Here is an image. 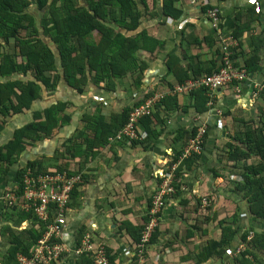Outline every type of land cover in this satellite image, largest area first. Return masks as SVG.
I'll return each mask as SVG.
<instances>
[{
  "label": "crops",
  "instance_id": "obj_1",
  "mask_svg": "<svg viewBox=\"0 0 264 264\" xmlns=\"http://www.w3.org/2000/svg\"><path fill=\"white\" fill-rule=\"evenodd\" d=\"M161 1L157 0V17L148 18L143 12L141 18L139 29H145L150 36L164 41V44L154 55L139 53L146 67L143 76L138 78L141 81L138 90L133 81L125 80L119 81L115 92L104 93L89 86L83 94H79L68 87L61 77L56 90L52 93L44 90L42 97L32 106L31 111L42 110L57 101L68 103L63 113L70 120L58 128L52 137L35 142L23 151L18 164L23 167L38 160L44 163L46 169H52L57 158L58 164L73 171L77 169L82 174H79L81 181L74 187L72 205L67 213L60 216L56 210H50L52 219L61 218L63 241L69 248V252L58 258L56 264H91L87 258L73 253L77 246V235L82 229L89 230L97 241L107 246L113 264H140L132 230L147 218L151 197L161 181L160 171L186 143L184 138L176 137L180 132L202 125L207 129L202 151L197 158L183 160L180 179L175 182L181 193H174L165 201L151 238L143 247L141 264H194L199 260V264H238L235 250L240 244L245 245L240 241L242 233L249 228H253V233L264 232V221L253 219L247 191L238 187L242 184L240 171L245 165L257 163V158L253 155L245 161L228 158L229 145L246 150L245 145L235 141L236 133H244L246 128L253 125L251 123H259L264 130V100L251 99L252 87L264 81V44L261 43L264 42V0H212V3H218L217 22L208 19L206 13L190 0L181 2L182 15L178 20L165 17L162 15ZM148 6L151 10L150 1ZM242 23H247L250 29L240 37L242 57L238 64L255 54L260 70L242 84L240 93L235 92V86L227 85L214 94L211 107L199 114L191 108L187 96H177L179 109L164 112L160 136L144 143L149 147L142 146V140H137L134 145L117 141L114 139L117 132L108 139L104 149L93 157L84 153V145L78 146V141H75V145L80 147L79 150L76 148L72 150L73 153L67 151L65 143L77 129L82 128L83 115L92 114L98 108L106 116L113 112L121 113L145 95L165 92L167 82L172 84L174 79L167 73L166 60L170 55L179 58L185 68L195 63L196 56L197 62L216 61L219 64L221 49L225 44L223 41L232 37ZM190 32L201 43L183 50L184 33ZM207 41L211 46L207 45ZM256 45L259 47L256 48ZM31 111L7 118L6 127L0 131L3 134L0 146L11 139L14 128L31 118ZM76 162H80L79 167L74 168ZM12 179L9 177L8 180ZM2 184L0 219L1 212H4L6 188ZM203 199L208 201L206 215H203L200 205ZM234 214H238V219L235 218L238 221L232 226L236 227L237 235L230 246L211 258H203L208 241L220 239L221 228L231 224Z\"/></svg>",
  "mask_w": 264,
  "mask_h": 264
},
{
  "label": "trees",
  "instance_id": "obj_2",
  "mask_svg": "<svg viewBox=\"0 0 264 264\" xmlns=\"http://www.w3.org/2000/svg\"><path fill=\"white\" fill-rule=\"evenodd\" d=\"M149 1L151 10L148 6ZM182 1L162 0V15L178 20L182 15ZM156 5L157 0H0V131L6 127L7 118L31 111L33 104L42 97L44 90L49 93L55 91L61 77L68 87L79 94H83L89 86L109 93L116 90L119 81L126 75L132 77L136 73L143 72L146 63L141 60L139 53L142 51L148 56L154 55L155 51L164 44V41L150 36L145 29H139L143 12L148 18L158 16ZM213 6L209 1L198 7L206 13L207 9ZM249 29L247 23L238 25L230 37L235 41L228 48L230 52L228 58L235 68L242 67L247 74L253 75L260 70L257 55L253 54L242 64H238V60L242 57L239 40ZM95 35H98V39L94 37ZM211 41L213 46V40ZM199 43L200 40L193 32L184 33L183 50ZM207 43L211 46L208 41ZM261 43L264 44L263 41ZM221 54L219 64L216 61L204 63L198 60L197 62L196 56L195 63L189 64V68H185L176 56H168L167 73L174 78V84L167 82L168 88L217 72L224 65L223 48ZM138 78L133 80L137 90L141 84ZM229 85L239 86L241 90L242 83L233 81ZM148 96L150 95L134 101L121 113L113 112L110 116H106L98 108L96 109L98 111L92 114L83 115L82 128L77 129V132L65 143L67 151L73 153L72 150L76 148L79 150L78 146L82 144L85 148L84 153L89 157L95 156L104 149L108 139L124 127L131 109L141 105ZM183 96L189 98L191 108L198 114L207 111L212 105L213 97L208 95L207 89L199 88ZM176 97L177 95L163 97L155 107L157 112L152 111L153 114L151 112L138 120L140 128L146 133V137L142 142L140 141L142 146L149 139H158L160 136L164 124V112L169 113L179 109ZM67 105L69 104L58 101L42 110L31 111V118L14 128L11 139L0 146V184L3 183L2 187L6 186L4 194L13 191L17 197L21 196L23 175L28 169L35 172L66 171L69 174H81L77 169L73 171L58 164L57 158L52 169H46L44 163L38 160L31 161L23 167L18 164L23 151L35 142L52 137L58 128L69 123V116L63 113ZM261 118L260 123L263 122ZM251 124L253 125L249 124L250 127L246 128L244 133L235 134V141L245 145L246 150L229 145L228 158L236 161H245L251 155L257 158V163L245 165L240 171L242 184L238 187L247 191L253 219L264 221V130L259 123ZM196 131L197 128H193L191 131L180 132L176 139L184 138L187 142V139L195 136ZM206 135L207 129L203 141ZM75 141H78V146L75 145ZM135 143L136 141H131L130 145ZM144 146L149 147L148 144ZM180 152L181 150L172 157L169 165L177 159ZM78 163L80 162L75 163L74 168L79 167ZM182 164L177 167L173 181L176 195L181 193L175 182L180 179L179 174L184 165ZM11 169L15 171L14 177L8 180ZM74 191L73 187L67 210L70 209V204L72 205ZM182 203H185V200H182ZM3 209L12 223L3 226L0 230V238L6 243L5 248H2L0 264H20L17 260L18 255L32 257L34 248L45 231V226L43 222L37 220L32 210H21L19 205L8 206L6 200ZM51 209L53 210L54 206L50 205L49 211ZM237 216L238 214L236 216L234 214L231 224L221 228L218 241H208L203 258H211L230 246L237 235L236 227H232L238 221ZM60 219H52L50 214L48 223L60 224ZM147 222L148 215L140 226L133 228L131 234L135 244L139 243L140 232ZM85 231L89 232V230ZM85 231L82 229L78 233V241ZM91 236L95 240L93 233ZM248 236H251L249 240H247ZM240 241L245 243V249L235 255L238 264H264V232L253 233V228H249L242 233ZM105 249L109 263L113 264V257L106 245ZM79 257L87 258L91 262V258L86 255ZM199 263L200 260L194 264Z\"/></svg>",
  "mask_w": 264,
  "mask_h": 264
},
{
  "label": "built area",
  "instance_id": "obj_3",
  "mask_svg": "<svg viewBox=\"0 0 264 264\" xmlns=\"http://www.w3.org/2000/svg\"><path fill=\"white\" fill-rule=\"evenodd\" d=\"M212 3V0H190L191 3L201 6L203 4ZM214 6L207 9L206 16L213 22L218 21V3H212ZM216 4V5H215ZM223 61L224 65L215 73L209 76H202L185 81L183 84H176L171 89L165 92L153 93L148 96L139 106L133 107L129 112L128 119L124 127L116 134L115 140L126 141L129 144L131 141L142 140L146 133L140 128L139 119L149 115L155 110L158 102L167 95H189L191 92L203 88L208 90V95L213 97L219 90L225 88L233 81L244 83L248 81L249 74L245 69L235 68L232 62L229 61L228 55L234 41L231 38L223 41ZM236 93H240L239 86L234 87ZM264 100V81L254 85L251 91V99ZM206 127L198 126L194 137L187 140L184 147L181 149L177 159L169 165L170 161L165 164V169L161 170L159 176L160 182L156 187L150 202L148 210V222L140 232V241L135 244L137 255L142 263V252L144 245L150 240L156 219L165 205L167 198L175 193L173 181L177 167L184 159L199 155L203 148V136ZM80 181L78 175H69L67 173H50V172H35L26 170L23 175V193L17 197L13 191L5 193V199L8 206L19 205L22 209H31L40 221L47 219V210L49 205H55L60 211L65 208L69 201V192L72 187ZM201 208L206 211L208 201L201 200ZM63 226L58 223L47 224L41 239L34 250L31 258L18 257L20 264H53L59 256L67 251L65 244L61 241L63 234ZM251 236H248L249 239ZM245 249L244 244H240L235 250V255ZM83 252L90 253L93 264H110L105 248L102 245L91 242L88 234L84 235L80 240V246L76 249V254ZM137 256V257H138Z\"/></svg>",
  "mask_w": 264,
  "mask_h": 264
},
{
  "label": "bare ground",
  "instance_id": "obj_4",
  "mask_svg": "<svg viewBox=\"0 0 264 264\" xmlns=\"http://www.w3.org/2000/svg\"><path fill=\"white\" fill-rule=\"evenodd\" d=\"M129 115V114H128ZM59 173V172H58ZM61 173H67L66 171H63V172H61ZM67 174H69V173H67ZM69 175H78L79 177H80V181H81V175H79V174H69ZM79 181V182H80ZM78 182V183H79ZM76 185V184H75ZM75 185L73 186V187H75ZM73 187H72V189L70 190V192H69V201H70V195H71V192H72V190H73ZM22 195V194H21ZM5 200L6 199H4V203H5ZM69 201H68V203H69ZM50 206V205H49ZM49 206H48V210H47V219L43 222V221H40L38 218H37V216H36V218H37V220L38 221H40V222H43L44 223V226H45V228H46V225L47 224H51V223H48V220H49V216H50V211H49ZM52 206H54V210H56L57 211V213L58 214H60V216H63L65 213H67V205L65 206V208L63 209V210H59V209H57V207L55 206V205H52ZM19 208L21 209V210H24V209H22L20 206H19ZM28 210H31V209H28ZM28 210H25V211H28ZM86 234H88L89 236H90V238H91V242H93L94 243V246H96V244H98V245H102V246H104V248H105V245H104V243L103 242H101V241H97L96 239L95 240H93L92 239V236H91V233L90 232H88V231H85L84 233H83V235H82V237L84 236V235H86ZM41 239V238H40ZM39 239V240H40ZM38 240V241H39ZM81 240V239H80ZM80 240L78 241L77 240V244H78V246H76L75 247V249L73 250V253H74V255L75 256H80V255H86L89 259L91 258V264H93V261H92V256H91V254L90 253H86V252H83V253H81V254H76L75 253V251H76V249L80 246ZM63 243H64V241H63V237H62V240H61ZM37 244H38V242H37ZM65 244V243H64ZM37 246V245H36ZM65 246H66V248H67V251L65 252V253H63V254H66V253H68L69 252V248L67 247V245L65 244ZM36 248V247H35ZM35 248H34V250H35ZM106 250V249H105ZM63 254H61L60 256H59V258L63 255ZM24 257V258H27V257H25V256H22V255H18V257ZM18 257H17V260H18ZM18 262H19V260H18ZM20 263V262H19Z\"/></svg>",
  "mask_w": 264,
  "mask_h": 264
},
{
  "label": "rangeland",
  "instance_id": "obj_5",
  "mask_svg": "<svg viewBox=\"0 0 264 264\" xmlns=\"http://www.w3.org/2000/svg\"><path fill=\"white\" fill-rule=\"evenodd\" d=\"M94 37H96L97 39H98V35H95ZM234 44V43H233ZM144 72V71H143ZM143 72H139V73H136L135 74V79H137V77H139V78H141V76H143ZM130 76L129 75H126L123 79H121V81H125V80H129V82L131 83L133 80H134V75L131 77V78H129ZM65 82V81H64ZM115 92V91H114ZM115 94H117V92L115 93ZM115 94H113V96L115 95ZM49 96H50V94H49ZM101 101V99L99 100V102ZM103 102H104V100H102ZM58 102V101H57ZM105 103V102H104ZM8 122H10V119H8ZM3 136V134H0V136ZM0 137V138H2L3 139V137ZM13 169V168H12ZM10 170V173L8 174V178L10 177V178H12V177H14V173H15V171L14 170ZM202 212V211H201ZM1 217H2V219H0V223H2V226L0 227V229H2V227L3 226H5V225H7V224H11L12 223V221H10V218L7 216V214L6 213H4V212H1ZM203 215H206V212L205 211H203ZM0 255L2 254V248L4 249L5 248V245H6V243H4L3 241H2V239H0Z\"/></svg>",
  "mask_w": 264,
  "mask_h": 264
}]
</instances>
